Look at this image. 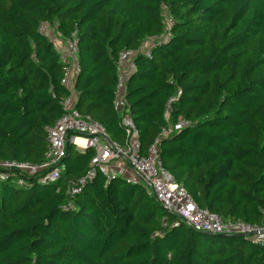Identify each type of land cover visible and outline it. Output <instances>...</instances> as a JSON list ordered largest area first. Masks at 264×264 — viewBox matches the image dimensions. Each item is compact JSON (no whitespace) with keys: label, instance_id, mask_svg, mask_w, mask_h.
Returning a JSON list of instances; mask_svg holds the SVG:
<instances>
[{"label":"trees","instance_id":"16d2710c","mask_svg":"<svg viewBox=\"0 0 264 264\" xmlns=\"http://www.w3.org/2000/svg\"><path fill=\"white\" fill-rule=\"evenodd\" d=\"M42 23L76 34L77 110L121 144L116 64L139 51L126 99L141 154L159 141L162 165L200 208L263 224L264 0H0L2 162L43 164L47 128L64 114L65 70ZM93 157L69 147L59 192L0 181V264H264V244L189 228L121 179L98 174L70 198L67 183Z\"/></svg>","mask_w":264,"mask_h":264},{"label":"built area","instance_id":"2783aa9c","mask_svg":"<svg viewBox=\"0 0 264 264\" xmlns=\"http://www.w3.org/2000/svg\"><path fill=\"white\" fill-rule=\"evenodd\" d=\"M56 28L57 23L54 26L42 23L39 31L53 42L65 70L62 84L68 89L69 96L60 102L64 114L52 127L47 128V152L44 163L36 166L30 163L0 161V181H11L24 187L27 180L37 179L43 185H56L59 192L58 186L66 172L64 160L68 156L69 147L73 146L83 151L91 150L94 157L89 171L67 183L66 194L70 198L79 195L82 189L101 174L107 182L121 179L127 184L141 186L165 213L176 216L179 222L198 232L214 236L240 235L254 243L264 244V211L262 225L224 221L208 210L200 208L186 189L164 168L159 158V141L146 155L141 154L139 130L130 116L126 99L127 82L136 71L134 60L139 51H123L116 64L117 87L114 109L121 117L126 138L125 143L121 144L110 138L102 124L78 112V95L75 92L76 78L81 71L78 39L76 34L66 40L61 39L57 32L51 36V32ZM150 45V42H146L140 53L150 57ZM186 126L187 124L183 122L176 129ZM171 131L172 128L164 130L162 136H168ZM79 141H82L83 145ZM63 208L69 210L73 205L69 202Z\"/></svg>","mask_w":264,"mask_h":264},{"label":"rangeland","instance_id":"374dc122","mask_svg":"<svg viewBox=\"0 0 264 264\" xmlns=\"http://www.w3.org/2000/svg\"><path fill=\"white\" fill-rule=\"evenodd\" d=\"M169 21H171V20H169ZM167 24L170 26L172 23H171V22H168ZM56 32H57V31L54 30V31L51 32L50 35H51V36H52V35L54 36V34H55ZM75 151H76V152H79V150H78L77 148H75Z\"/></svg>","mask_w":264,"mask_h":264},{"label":"crops","instance_id":"0c3cea01","mask_svg":"<svg viewBox=\"0 0 264 264\" xmlns=\"http://www.w3.org/2000/svg\"><path fill=\"white\" fill-rule=\"evenodd\" d=\"M80 143L82 144L83 142L80 141ZM78 150H79V152H82L83 151V150H80V149H78ZM127 175H128V168H127Z\"/></svg>","mask_w":264,"mask_h":264},{"label":"bare ground","instance_id":"6f19581e","mask_svg":"<svg viewBox=\"0 0 264 264\" xmlns=\"http://www.w3.org/2000/svg\"><path fill=\"white\" fill-rule=\"evenodd\" d=\"M80 142V141H79ZM82 142V141H81Z\"/></svg>","mask_w":264,"mask_h":264}]
</instances>
